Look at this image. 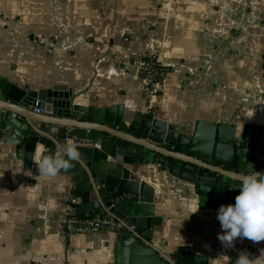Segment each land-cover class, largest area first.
I'll list each match as a JSON object with an SVG mask.
<instances>
[{
	"label": "crops",
	"instance_id": "obj_1",
	"mask_svg": "<svg viewBox=\"0 0 264 264\" xmlns=\"http://www.w3.org/2000/svg\"><path fill=\"white\" fill-rule=\"evenodd\" d=\"M143 55L170 68L149 99L135 66ZM0 77L21 90L64 85L80 110L121 105L126 118L152 114L186 135L201 120L250 138L264 127V0H0ZM6 138L0 131V264H111L117 232L68 236L59 226L71 175L43 176L32 163L16 180ZM134 178L164 254L183 248L206 264L260 255L264 240L222 246L191 183L155 165Z\"/></svg>",
	"mask_w": 264,
	"mask_h": 264
},
{
	"label": "water",
	"instance_id": "obj_2",
	"mask_svg": "<svg viewBox=\"0 0 264 264\" xmlns=\"http://www.w3.org/2000/svg\"><path fill=\"white\" fill-rule=\"evenodd\" d=\"M40 130L50 138L40 136ZM0 131L7 133L5 143L15 146L16 159L24 158V168L32 165L30 154L38 140L52 152L58 143L74 142L80 157L61 171L71 175V206L76 214L98 212L121 224L111 264H206L183 248L166 255L151 242L159 220L150 204L140 202L145 186L134 178L140 168L155 165L191 183L199 202L213 209L216 218L221 204L234 202V175L250 166L264 171V127L236 140L233 126L197 120L186 135L152 114L126 118L121 105L80 110L64 85L21 90L0 77ZM204 133L208 138L202 143ZM80 141L98 147L78 145ZM18 170L17 161L16 180Z\"/></svg>",
	"mask_w": 264,
	"mask_h": 264
},
{
	"label": "clouds",
	"instance_id": "obj_3",
	"mask_svg": "<svg viewBox=\"0 0 264 264\" xmlns=\"http://www.w3.org/2000/svg\"><path fill=\"white\" fill-rule=\"evenodd\" d=\"M39 134L50 138L48 131L40 130ZM79 157L80 152L71 139L58 143L55 152L38 140L30 154L37 172L47 177H56L62 170L70 168L71 162ZM18 168L17 172H25L24 158L18 160ZM233 178L236 183L230 188L238 190L234 202L221 204L217 210V220L221 226L217 236L224 248L234 247L237 238H247L253 242L264 240V171H256L250 166L249 171L236 174ZM198 208L199 202L191 214ZM235 264H264V248L256 257H251L246 250L241 251Z\"/></svg>",
	"mask_w": 264,
	"mask_h": 264
},
{
	"label": "built area",
	"instance_id": "obj_4",
	"mask_svg": "<svg viewBox=\"0 0 264 264\" xmlns=\"http://www.w3.org/2000/svg\"><path fill=\"white\" fill-rule=\"evenodd\" d=\"M154 57L155 56L152 55H143L137 58V60L135 61L137 74L141 79L143 86V95L148 99L154 95H157L160 92L162 85L159 81H154V85L151 86V82L154 76V73L151 70L152 62L153 60H155L156 62L161 63L156 57L155 58ZM142 72L145 73L144 75L140 76V73ZM33 111L39 112V109L34 108ZM78 145L98 147V144L91 143L88 141H80L78 142ZM72 203H73V199L69 201L66 214L59 223L61 230H63V232H65L68 236L78 233L92 234L101 229L114 231V232L121 229V224L109 215L99 214V215L88 216L86 214L74 213L71 206Z\"/></svg>",
	"mask_w": 264,
	"mask_h": 264
},
{
	"label": "trees",
	"instance_id": "obj_5",
	"mask_svg": "<svg viewBox=\"0 0 264 264\" xmlns=\"http://www.w3.org/2000/svg\"><path fill=\"white\" fill-rule=\"evenodd\" d=\"M151 70L154 73L153 80L151 82V86H152V85H154V81H159L162 84L163 76L165 73H167L170 70V68L168 66H165V65L153 60L152 65H151ZM144 73L145 72L140 73V76L144 75ZM162 73H163V75H162Z\"/></svg>",
	"mask_w": 264,
	"mask_h": 264
},
{
	"label": "rangeland",
	"instance_id": "obj_6",
	"mask_svg": "<svg viewBox=\"0 0 264 264\" xmlns=\"http://www.w3.org/2000/svg\"><path fill=\"white\" fill-rule=\"evenodd\" d=\"M145 97V96H144ZM146 98V97H145ZM146 99H148V98H146Z\"/></svg>",
	"mask_w": 264,
	"mask_h": 264
}]
</instances>
